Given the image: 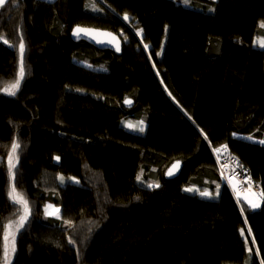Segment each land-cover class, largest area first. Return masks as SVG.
<instances>
[{
    "label": "trees",
    "instance_id": "obj_1",
    "mask_svg": "<svg viewBox=\"0 0 264 264\" xmlns=\"http://www.w3.org/2000/svg\"><path fill=\"white\" fill-rule=\"evenodd\" d=\"M262 22L264 0L0 7V38L15 46L0 40V89L15 81L21 38L26 73L15 96L0 91V264L4 225L24 214L8 197L14 139V184L31 215L10 264H264V197L256 209L238 200L215 160L229 146L264 192ZM76 25L120 34L122 52L73 41ZM124 118L144 119V131Z\"/></svg>",
    "mask_w": 264,
    "mask_h": 264
},
{
    "label": "snow or ice",
    "instance_id": "obj_2",
    "mask_svg": "<svg viewBox=\"0 0 264 264\" xmlns=\"http://www.w3.org/2000/svg\"><path fill=\"white\" fill-rule=\"evenodd\" d=\"M13 3L16 2V0H12ZM6 3V0H0V7L4 6ZM184 3L187 4L188 0H184ZM124 19L128 20L129 16L127 13L124 14ZM260 27L264 28V22L261 23ZM93 31L92 29H87V28H82L80 26H76L75 28H73V32L72 35L74 37H76L77 39H93L95 40L96 43L98 44H109L112 45L115 42V48L116 51H120V44L119 41L116 39L115 36L112 35V33H104L105 36H111L112 39L109 40H100V39H96L95 36H93ZM140 33L138 32L137 35H139ZM5 44L8 43L7 40L3 41ZM11 47H15L14 45H10ZM261 47H264V43H261L260 45ZM148 46L145 45V48H147ZM19 49H20V67H19V71L16 74V78L14 83H11L10 85L6 86L3 89H0V91H3L5 93H7L9 96H15L18 89L21 86V83L26 75L25 73V67H24V63H23V56H24V51H25V45L23 43V39L21 38V42L19 45ZM157 55H159V53H157ZM126 104H130L131 101L128 99H125L124 101ZM143 121L139 122V125H141L139 127V131L143 132L144 128H143ZM129 127H132V125H128ZM233 135H236L235 133H233ZM247 139H251V137H248ZM261 143H264V141H261ZM222 147H227L226 145L222 146ZM20 148V144L14 139L12 146H11V151L8 153V176H9V181H10V190L8 192V197L9 200L13 203V204H22L23 208H24V214L21 215L19 217V223L17 224L16 228V234L12 235V253L16 252V237L19 234L20 230L25 226V224L29 221L30 219V209H29V205H28V201L23 199L17 192H16V188H15V184H14V180H15V169L17 168V163H18V157H16V161L17 163L13 162V158L16 156V151L17 149ZM55 159L59 160V157H56ZM242 167V166H241ZM180 168V162L177 161L175 164L172 165L171 168H169L168 172L166 173L167 176H172L175 174V172ZM73 181L75 182H79L76 181V178H71ZM136 179L138 181L141 180V176L137 175ZM250 179V178H249ZM61 183L64 182V178L60 177ZM149 188H153V187H160V185L157 184H148ZM185 191L187 192H198L199 195L201 197H212V193L208 192L207 190L204 191H200L199 189H195V188H186ZM261 197H264V192H262ZM251 206L252 209L258 208L260 206L259 203H252L251 201L248 202ZM52 205H46L45 206V216L49 217V216H56L57 218L59 217V213H60V209H55L54 211L49 212L48 209L52 208ZM244 209H241V212L243 213ZM65 224H69L71 225L70 221H64ZM11 226V222H9L8 225H4L5 229H8ZM89 231H91V229H89ZM243 230L241 231V235L243 236ZM5 242H7L8 240V233L7 231L5 232V236H4ZM69 243H73V241L69 240ZM245 243H247V241H245ZM11 258L9 257V253H8V249H7V243H5V248H4V264H10Z\"/></svg>",
    "mask_w": 264,
    "mask_h": 264
},
{
    "label": "built area",
    "instance_id": "obj_3",
    "mask_svg": "<svg viewBox=\"0 0 264 264\" xmlns=\"http://www.w3.org/2000/svg\"><path fill=\"white\" fill-rule=\"evenodd\" d=\"M224 146V145H223ZM227 146V145H226ZM215 160L220 178L226 184L237 182L240 191L251 193L256 200L261 201V188L254 184L246 167L238 164L237 157L232 153L229 146L219 147L215 152ZM250 178V179H249Z\"/></svg>",
    "mask_w": 264,
    "mask_h": 264
},
{
    "label": "rangeland",
    "instance_id": "obj_4",
    "mask_svg": "<svg viewBox=\"0 0 264 264\" xmlns=\"http://www.w3.org/2000/svg\"><path fill=\"white\" fill-rule=\"evenodd\" d=\"M137 33H138V31H136ZM122 34V33H121ZM122 37V36H121ZM0 40L3 42L4 40L3 39H1L0 38ZM124 41H126V38H123V42ZM261 43H264V38H262V37H256V39L254 40V44L256 45V46H258V47H260L261 48ZM7 45H10V43L8 42L7 43ZM140 121H143L144 123H143V128H144V126H145V120L144 119H139V121L138 120H134V119H127V118H124L122 121H121V125L125 128V129H127V130H131V131H134V132H141V131H139V127L141 126V125H139V122ZM128 125H132V127H129ZM252 139V138H251ZM13 162L14 163H16L15 162V159L13 158ZM74 176H70V177H68L69 178V180L70 181H72V182H75V181H73L71 178H73ZM74 178H76V181H79L78 180V178L77 177H74ZM75 183H77V182H75ZM142 185H144V186H148L147 185V183H145V184H142ZM228 186L232 189V191H233V193H234V195H235V197L238 199V200H242V201H244L245 203H247L248 205H250L248 202L249 201H251L252 203H259V201L258 200H256L255 199V197L251 194V193H249V192H247V191H240L239 189H238V184H237V182H235V181H232V182H230L229 184H228ZM260 204V203H259ZM46 205H52L53 207L52 208H49L48 209V211L49 212H51V211H54L55 209H60V207L59 206H56V205H54V204H52V203H49V202H47V203H45V205H44V214H45V206ZM256 209V208H255ZM23 215V214H22ZM59 215H60V213H59ZM20 217V216H19ZM19 217H18V219L16 220V221H11V226L8 228V229H5V232L7 231V233H8V240H7V242H4V245H5V243H7V249H8V253H9V257L12 259V256H13V253H12V235L13 234H16V231H17V228H16V226H17V224L19 223ZM56 217V216H55ZM9 224V223H8ZM7 224V225H8ZM4 236H5V234H4ZM4 241H5V239H4ZM4 262V261H3Z\"/></svg>",
    "mask_w": 264,
    "mask_h": 264
},
{
    "label": "water",
    "instance_id": "obj_5",
    "mask_svg": "<svg viewBox=\"0 0 264 264\" xmlns=\"http://www.w3.org/2000/svg\"><path fill=\"white\" fill-rule=\"evenodd\" d=\"M8 1H11V0H6V2H8ZM76 26H80V27H82V28H87V29L95 30V31H93L92 34H93V36L96 37V39H100V40H109V39H112L111 36H105V35H104V33H112V35L115 36L116 39L119 41V44H120V51H116V48H115V42H114L112 45H109V44H98V43H96L95 40H93V39H84V38L77 39L76 37H74V36L72 35V32H73V29H72L70 37H71V39H72L73 41H81V40H84V41L88 42L89 44L93 45L94 47H96V48L99 49V50H111V51H113V52H115V53H117V54H120V53L122 52L123 40H122V37H121L120 34L115 33V32H113V31H111V30H108V29H103V28H97V27H92V26H82V25H76ZM76 26H74V28H75ZM130 104H131V103H130ZM130 104H128V105H130ZM179 162H180V161H179ZM175 163H176V162H174L173 164H175ZM173 164H172V165H173ZM172 165L169 166V168H171ZM169 168L167 169L166 173L168 172ZM181 168H182V163L180 162V168L175 172V174L172 175V176H167V175H166V177H167V178L175 177L176 175L179 174Z\"/></svg>",
    "mask_w": 264,
    "mask_h": 264
},
{
    "label": "clouds",
    "instance_id": "obj_6",
    "mask_svg": "<svg viewBox=\"0 0 264 264\" xmlns=\"http://www.w3.org/2000/svg\"><path fill=\"white\" fill-rule=\"evenodd\" d=\"M228 185V184H227Z\"/></svg>",
    "mask_w": 264,
    "mask_h": 264
}]
</instances>
